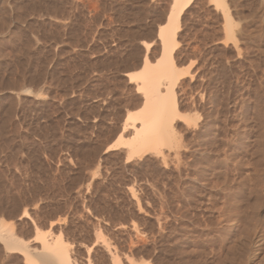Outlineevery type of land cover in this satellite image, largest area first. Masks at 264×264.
I'll list each match as a JSON object with an SVG mask.
<instances>
[{
    "label": "rangeland",
    "instance_id": "374dc122",
    "mask_svg": "<svg viewBox=\"0 0 264 264\" xmlns=\"http://www.w3.org/2000/svg\"><path fill=\"white\" fill-rule=\"evenodd\" d=\"M172 2L0 0V225L37 264L264 259V0H193L161 80L166 125L124 146L146 100L130 73L167 60ZM2 240L0 264H30Z\"/></svg>",
    "mask_w": 264,
    "mask_h": 264
},
{
    "label": "bare ground",
    "instance_id": "6f19581e",
    "mask_svg": "<svg viewBox=\"0 0 264 264\" xmlns=\"http://www.w3.org/2000/svg\"><path fill=\"white\" fill-rule=\"evenodd\" d=\"M192 3H193V0H173L172 5H171V9H170V13L168 16V21H167L166 25L162 26L158 31V37L162 40V43H163L162 54L166 56L165 58L167 60L157 61L156 63L151 64L153 67H150L151 65L149 66V64H150L149 60L147 58H145L144 59L145 61H144L142 68L138 72L130 73L131 80H137V81L141 80L142 81V82L139 81L141 83H139V85H137V90L139 93H144L146 95V100L144 101L143 106L140 109V111H142V112H141V115L139 117V120H141L142 125L139 128H137V130L134 132V137L132 138L131 142L124 144L125 147H127L128 149H131L132 151H135L137 149V147H139L141 145L146 146V143L150 140L153 141V139H151L152 134L153 135H155L156 133L158 134V131L164 127L163 124H165V119H166L165 116H167L166 115L167 113L165 112V110L167 109V107L162 106V104L166 103V101L168 99H170L169 96H170L172 89H171V85H169L170 87H168L166 91L162 90L161 89V84H162L161 80H163L165 78L171 80V78H173L172 75H175V74H172L175 71L176 66H175L174 59H173V50L170 47L174 43V41L176 40L178 30H179V21L181 18V14L184 11H186L191 6ZM231 17H232L231 9L226 8L224 11L225 21L228 22L231 19ZM143 45L144 46L145 45L150 46L151 44L144 43ZM165 64H167L166 67H164ZM172 100H175V99H172ZM173 108L175 111L177 110L176 102L174 103ZM131 118L132 117H130L129 119H131ZM136 119L138 120V117H136L134 121H136ZM156 137H157V135H156ZM120 138H121V136H120ZM162 141H164V140H162ZM262 147H264V142H260V143L256 144L257 149L256 148L255 149L260 150V149H262ZM261 157L262 158L259 159V162H258L261 165L260 167L264 166V157L263 156H261ZM259 173H257V174H259ZM258 177H259V179H258L259 183H257V184H260V186H263V188L259 187L260 189L262 188V191L260 190L261 192L259 193L260 195H259V199H258L259 200L258 203H260V205L258 204L260 207L259 209L261 210V213L263 215L264 214V173L263 172L260 173L258 175ZM262 217H264V216H262ZM1 222H3V221H1ZM7 226H9V225H7V224L5 225L4 223H3V225H0V237H2V239L5 240V243H6V246L8 247V249L12 252L21 251L24 254V256L26 257V261H28L30 264H37V262H35L32 259V257L30 256V252L27 249V248H29V247H27V242L20 240V238H18L16 235H14V233H13L14 231L10 232V229L6 228ZM258 227H260V226H258ZM7 233H8V235H6L4 237L3 235L7 234ZM43 233H45V232L36 230V235L34 236L33 240L41 241L42 242V248L45 251L46 250H52L53 252L49 251V253L51 252V253L57 254V256L60 257V259H62L63 256L68 259V256L66 257L65 254L61 253L65 249V247L63 246L64 244L62 242V238L57 239V240L53 241L52 243H50L45 238H43V236H44ZM258 238H259V240L257 242V248H258V251H260V253L262 254V253H264V230H262L260 232ZM4 240H2V241H4ZM58 253L59 254L61 253L62 256L58 255ZM51 255H53V254H51ZM261 256H263V254ZM46 257H47V255H46ZM46 257H45V259L48 258V257L47 258ZM48 260H49V258H48ZM259 262L260 263H258V264H264V259H261Z\"/></svg>",
    "mask_w": 264,
    "mask_h": 264
}]
</instances>
